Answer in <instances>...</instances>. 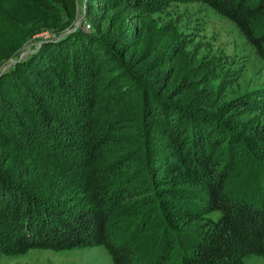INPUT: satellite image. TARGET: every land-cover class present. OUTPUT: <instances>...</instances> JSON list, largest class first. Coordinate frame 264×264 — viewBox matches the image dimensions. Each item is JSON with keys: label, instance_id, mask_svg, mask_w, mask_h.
<instances>
[{"label": "trees", "instance_id": "obj_1", "mask_svg": "<svg viewBox=\"0 0 264 264\" xmlns=\"http://www.w3.org/2000/svg\"><path fill=\"white\" fill-rule=\"evenodd\" d=\"M163 1L189 0L123 2L155 11ZM199 1L264 60V0ZM91 48L88 68L51 95L17 88L33 119L25 107L17 121L4 115L25 122L16 136L27 165L0 170V253L102 245L114 264L264 258V126L241 116L238 99L168 92L163 74L148 83L140 62L132 71L106 43Z\"/></svg>", "mask_w": 264, "mask_h": 264}, {"label": "rangeland", "instance_id": "obj_2", "mask_svg": "<svg viewBox=\"0 0 264 264\" xmlns=\"http://www.w3.org/2000/svg\"><path fill=\"white\" fill-rule=\"evenodd\" d=\"M123 1L0 0V170L27 165L16 136L24 118L17 129L4 118L17 121L25 110L27 120L35 116L17 88L33 91L39 83L45 96L51 95L48 86L79 78L89 66L91 47L100 43L114 49L132 71L140 62L135 67L143 68L148 83L163 74L168 92L181 86L188 97L238 99L246 105L241 116L264 126V60L229 18L199 0L163 1L155 11L133 9ZM5 141L15 146H4ZM245 262L264 264V258L251 254ZM0 264L114 262L104 246L96 245L0 253Z\"/></svg>", "mask_w": 264, "mask_h": 264}]
</instances>
